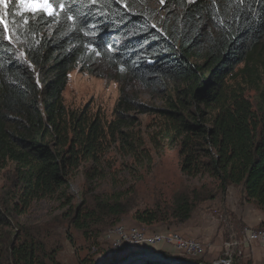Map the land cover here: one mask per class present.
<instances>
[{
	"label": "trees",
	"instance_id": "obj_1",
	"mask_svg": "<svg viewBox=\"0 0 264 264\" xmlns=\"http://www.w3.org/2000/svg\"><path fill=\"white\" fill-rule=\"evenodd\" d=\"M51 2V17L21 11L18 0H5L0 10V171L14 164L0 191V235L13 227V214L55 194L66 197L65 215L93 243L117 224L127 213L122 194L75 206L67 183L87 162L86 180L102 176L112 146L140 163L146 157L152 162L132 112L158 116L150 141L178 145L183 175L209 177L223 196L229 185L242 186L246 199L264 212V0ZM74 69L106 72L119 84L109 122L90 104L65 106L62 92ZM133 86L163 90L164 103L148 105L131 93ZM246 90L255 92L254 103ZM192 209L187 196L176 194L170 206L135 210L132 218L147 226L183 223ZM13 229L5 247L0 244V264H63L60 246H48L47 236L18 223ZM256 229L264 230V218ZM92 258L79 264H93Z\"/></svg>",
	"mask_w": 264,
	"mask_h": 264
},
{
	"label": "rangeland",
	"instance_id": "obj_2",
	"mask_svg": "<svg viewBox=\"0 0 264 264\" xmlns=\"http://www.w3.org/2000/svg\"><path fill=\"white\" fill-rule=\"evenodd\" d=\"M24 2L39 4L43 0H24ZM4 5L5 0H2L0 10ZM18 6L21 11H24L20 7L19 0ZM2 18L3 11H0V19ZM2 23L4 26L6 25L5 22L2 21ZM261 45L264 48V41ZM131 93L138 95L143 102L154 107H160L166 98V93L163 90L155 93L133 86ZM245 93L254 103L255 92L246 90ZM119 97V84L115 80H111L106 72L96 76L80 72L78 69H74L68 74V82L62 92L63 102L69 110H81L85 105L90 104L93 111H101L105 122H109L113 118V108ZM131 115L136 119L135 130L144 137L145 147L152 156V162H146L148 161L146 157V161L140 163L137 159L126 156L118 146H112L106 152L101 165L102 176L86 180L84 169L88 166L87 162L72 172L67 183L66 196L75 206L84 201L92 206L95 199L105 198L111 193L122 194V202L127 207V213L121 217L117 224L106 227L96 243H93L95 238L84 237L80 230H76L71 225L70 213L68 216L65 215L67 208L63 202L66 197L55 194L49 198L33 201L22 215L13 214L12 226L14 227L15 223H18L27 227L35 236L38 233L47 236L45 240L48 243L46 241L43 243L45 246L46 243L52 247L60 246L57 259L63 264H79V259L85 256H92L93 264H108L106 261L111 256L108 254L106 257L104 249L114 243V239H119L118 235L122 231H132V229L142 231L146 236L162 234L167 231L175 232L183 238L199 241L203 247L206 246V251L191 257L171 244H157L164 245L167 251L166 255L169 256L200 260L203 264H219L218 260L229 252L231 264L233 256L235 257L234 264H253V262L264 264V256L252 261L250 254L251 245L254 243L260 244L264 251V240L243 242V231L245 229L260 231L256 228L263 219L252 228L243 227L246 222L255 223L262 211L246 199L242 186L229 185L223 196L217 183L209 177L183 175L179 170L178 145L155 147L150 141L151 137L156 135L158 116L150 112H132ZM13 171L14 164L12 163L0 171L1 193L6 190L7 176L11 175ZM176 194L187 196L193 205L191 216L185 222L180 223L171 219L167 222L147 226L137 223L132 218L135 210L150 208L154 205L170 206L172 198ZM13 227L5 228L0 235L1 248L5 247L8 235L14 230ZM115 230L116 233L113 232ZM68 234L73 240V245L68 241ZM231 238L233 240L229 241ZM236 241L240 243L234 245L233 243ZM135 245L138 247L147 246L144 251H153L154 249L151 247L157 246L144 242L130 243V246L123 244L119 247L120 250L118 248L113 250L115 253L127 255L132 251L139 250ZM94 249L96 252L102 251L98 255L96 252L92 254ZM5 257L6 252L2 249L3 263Z\"/></svg>",
	"mask_w": 264,
	"mask_h": 264
},
{
	"label": "built area",
	"instance_id": "obj_3",
	"mask_svg": "<svg viewBox=\"0 0 264 264\" xmlns=\"http://www.w3.org/2000/svg\"><path fill=\"white\" fill-rule=\"evenodd\" d=\"M116 233V230L113 231ZM112 232V233H113ZM142 232V231H141ZM138 230L132 229V231H122L118 236L119 239H114V243L109 245L108 248H105L104 251L106 252L109 249L118 248L120 250V246L123 244L130 245L131 244H139V243H148L152 245H157L160 243H166L171 244L177 248H179L182 252H184L186 255H189L191 257L199 255L203 251H206V246L203 247L201 242L193 240V239H186L181 237L179 234L175 232L167 231L162 234H153L150 236L144 235L145 233H141ZM117 238V237H116ZM243 242L247 241H260L264 240V230L260 231H248V229H245L242 233ZM240 242H234L233 244H238ZM111 246V247H110ZM96 249L92 251V254ZM101 252V251H100ZM100 252H96L97 255ZM219 261V264H231V258L229 255V252L224 255Z\"/></svg>",
	"mask_w": 264,
	"mask_h": 264
},
{
	"label": "water",
	"instance_id": "obj_4",
	"mask_svg": "<svg viewBox=\"0 0 264 264\" xmlns=\"http://www.w3.org/2000/svg\"><path fill=\"white\" fill-rule=\"evenodd\" d=\"M130 246V245H129ZM139 250L122 255L115 253L113 249L105 252L106 257L111 256L106 261L108 264H203L192 259L178 258L177 256L166 255L163 250L144 251L138 245H135ZM140 246V245H139ZM105 257V258H106Z\"/></svg>",
	"mask_w": 264,
	"mask_h": 264
},
{
	"label": "snow or ice",
	"instance_id": "obj_5",
	"mask_svg": "<svg viewBox=\"0 0 264 264\" xmlns=\"http://www.w3.org/2000/svg\"><path fill=\"white\" fill-rule=\"evenodd\" d=\"M2 2V0H0ZM20 2V7L26 11V12H32L34 14H40V13H46L48 16H54L55 10H54V4L51 2V0H43V2L39 4H29L25 3L24 0H19ZM5 7L7 5L5 4ZM65 8L64 4H60V9L63 11ZM71 19V17H69ZM5 30H7V25H5Z\"/></svg>",
	"mask_w": 264,
	"mask_h": 264
},
{
	"label": "crops",
	"instance_id": "obj_6",
	"mask_svg": "<svg viewBox=\"0 0 264 264\" xmlns=\"http://www.w3.org/2000/svg\"><path fill=\"white\" fill-rule=\"evenodd\" d=\"M264 213V212H263ZM261 212L260 214V217H258V220H256L255 223H249V222H244L245 223V227L247 228H252L253 225H256L258 224L263 218H264V214ZM263 214V215H262ZM245 219V218H244ZM252 246V249L250 251V254H251V257H252V261L253 260H257V259H260L262 256H264V251L262 249V246L260 244H257V243H254ZM147 247V246H142V250H144V248ZM164 245H157V246H152L151 249H154V250H163V251H166ZM167 252V251H166ZM260 261V260H259ZM253 264H256L255 262H253ZM259 264V262H258Z\"/></svg>",
	"mask_w": 264,
	"mask_h": 264
}]
</instances>
